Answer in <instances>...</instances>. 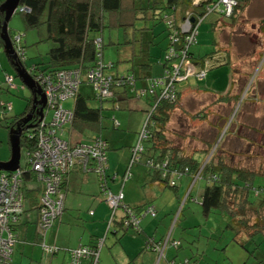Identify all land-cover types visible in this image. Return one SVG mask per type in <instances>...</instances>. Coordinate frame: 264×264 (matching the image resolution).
Returning <instances> with one entry per match:
<instances>
[{
  "label": "trees",
  "instance_id": "trees-1",
  "mask_svg": "<svg viewBox=\"0 0 264 264\" xmlns=\"http://www.w3.org/2000/svg\"><path fill=\"white\" fill-rule=\"evenodd\" d=\"M238 6L235 10V14L228 19H231L232 25L236 23L239 13H243L247 7V0H238ZM207 3L198 10H191V4L193 0H22L20 7L16 14H22L25 17V21L28 29H39L44 27L47 31V41L54 44L47 54V61L43 64H37L31 70L26 67L27 53L26 46L20 42L18 44L15 41V37L9 35L15 49L22 48L25 52V62L22 63L26 67L29 74L35 79L37 77L51 75L55 79L56 75L65 70H75L79 72V87L76 95L73 98H69L62 102V106L65 110L73 112V120L70 124L74 129L80 133L86 135L87 132L94 133L89 145L95 143L104 144L105 157L107 162V169L104 172L102 169L98 171L97 160L89 158L87 170L84 171L80 165L74 166L66 175L63 176L61 183V193L64 197V209L61 214L63 216L65 212V185L69 174L76 168H79L84 173H95L99 178V185L101 193L106 197L109 195L118 196L123 195L120 203V207H123L124 193L121 190L118 194H113L109 188L108 180V154L109 152L121 150L125 146L119 141L118 134L115 133L122 128V125L118 119V115L114 114L115 111L121 112L126 109L125 104L128 101L136 99L138 102L146 104V112H149L147 121L142 126L141 131L137 134V142L130 148V160L126 172L120 177L123 185L133 180V169L135 166L143 164L154 181L159 182L167 189L177 191L179 183L184 177H191V186L187 197V202L192 200V190L199 179L206 181V187L201 196L200 206L202 214L205 218L209 217L215 211H221L225 213L233 224L231 228L237 229L238 232H244L250 240L256 238L264 239V175L255 173L252 170L241 169L237 167H231L225 164L224 159L218 158L217 160H210L202 165L201 162L195 159V155L188 156L182 148L175 146V144L167 136V126L171 121L172 113L176 110V106L183 93L179 89V84L186 82L189 79L176 83L175 89L177 94V100L170 102L169 100H160L163 88L159 86L154 93L151 92V87L156 81H164L167 77V72L171 69L172 64H178L181 58L184 57L183 53L186 51V61H190L199 71L205 73L207 78V71L210 55L196 57L192 53V48L198 45L199 28L203 22L212 14L217 12L220 16L227 18L223 12L222 5L215 8L219 3V0H207ZM3 1H0V8ZM27 10V12L24 11ZM190 13V14H189ZM15 14V15H16ZM126 16L127 21L124 19ZM4 14L0 11V35L2 31V24L4 21ZM109 19V20H108ZM186 19H194V27H196V35L193 44H189L188 40L190 35H183L181 33L180 24L181 21ZM108 20V22H107ZM139 20H145L155 22L156 25L164 24L165 32L168 33V46L165 53V72L162 77L149 76L150 70L153 69L150 65V46L153 44L156 38L152 29L138 28L136 22ZM115 22L126 23L125 26L134 28V33L140 32L141 40L132 41L134 43H141L140 57L135 55L128 61L133 65L132 73H119L114 71L115 65L113 63L105 64L103 59L104 42L102 40V34L107 25L114 24ZM107 23V24H106ZM176 23V24H175ZM222 23V27L232 26ZM262 32L264 34V21L262 22ZM101 35V37H98ZM21 36V35H20ZM172 39H176V48L179 50L177 55L179 58L169 55L172 47ZM26 44V43H25ZM127 44V43H126ZM4 47L3 41L0 37V53L1 48ZM216 53V52H215ZM214 54V53H213ZM211 54V55H213ZM217 54V53H216ZM229 56V55H228ZM103 64L105 69L101 73V78L90 79V73H97L99 64ZM230 66L231 72L233 68L229 61L227 63H219L217 67ZM41 66H43L41 68ZM2 68V65L0 64ZM135 67L143 68V71L135 72ZM216 67V68H217ZM214 69V68H213ZM134 72V73H133ZM8 76V75H7ZM196 77V76H194ZM192 78V77H191ZM197 78V77H196ZM111 80L110 91L112 96H106L103 94L104 82ZM131 79V80H130ZM198 79V78H197ZM199 80V79H198ZM6 83L7 79H6ZM131 83V84H130ZM221 98H224L223 92ZM223 93V94H222ZM69 101H75L74 110L66 109V103ZM95 102V103H92ZM128 105V104H127ZM122 106H124L122 108ZM11 106L4 108L5 111ZM33 107V97L31 95L28 106L22 115L15 118L13 123L9 124L7 129H13L16 127V123L25 117ZM48 112L44 113V123L49 125L52 122L47 121ZM54 116V115H53ZM202 114L197 118L202 122ZM5 119V118H4ZM40 122V117L35 116L29 125L35 126L29 130L26 126H23L24 132L21 140L22 154L36 149L37 137L39 130L37 124ZM222 122L216 124L219 129H222ZM67 126V125H66ZM104 131L110 134L105 136ZM111 132V133H110ZM113 134V135H112ZM207 135H205L206 137ZM214 134H210L209 138H214ZM195 138V137H194ZM202 141L208 139L202 138ZM215 139V138H214ZM213 139V140H214ZM215 141V140H214ZM210 143L213 141H209ZM216 142V141H215ZM206 143L205 144H210ZM217 144V143H216ZM213 147V146H212ZM210 147H207L206 152H210ZM209 149V150H208ZM28 165V162H27ZM26 165V166H27ZM29 167V165H28ZM21 169L22 181L24 183L31 181H38L36 174L28 169ZM172 182L174 185H172ZM40 183V182H39ZM42 184V183H40ZM22 187V186H21ZM22 190V189H20ZM22 192V191H21ZM37 189H26L22 195V204L26 201V198L33 196ZM45 195L44 186L42 185V194L39 200V220L37 224V233L40 238V244L42 247V241L46 243L48 247L54 252L59 250L58 247L49 245L47 243V234L53 228L50 227L46 232H42L39 228L41 222V200ZM108 204V203H107ZM108 206H110L108 204ZM111 208V207H110ZM117 208V209H119ZM117 209L112 210V217L109 223H114V218ZM128 215L122 221V227L126 231H133L137 234H141V221L146 216H152L155 218L157 212L154 207L147 206L141 210L129 209ZM151 210L155 211V216L151 214ZM24 214L19 216L17 223L11 226L13 233L15 234L16 225L20 222V218ZM93 216V214H92ZM137 222L132 224L131 220ZM60 220V216L55 220ZM127 221V226L125 225ZM45 235V237H44ZM167 240L156 242L150 238L146 241V250H152L159 253V249L165 247L163 257H160L159 263L166 260V250L169 247L178 250L183 247L185 242L177 241L169 237ZM102 247L104 240H100L95 246H79L72 249L69 252V261L67 264H71L73 252L83 249H88L91 253L85 259H81V264H92L95 256H98L100 245ZM175 243H179L175 245ZM43 249V247H42ZM14 250V249H13ZM44 250V249H43ZM102 250V248H101ZM101 250L99 254V260L101 256ZM45 251V250H44ZM158 251V252H157ZM46 252V251H45ZM54 252L52 254H54ZM51 254V253H49ZM13 255V254H12ZM192 262H194L192 260ZM100 264V261L98 262ZM166 264H183L177 261H167Z\"/></svg>",
  "mask_w": 264,
  "mask_h": 264
},
{
  "label": "rangeland",
  "instance_id": "rangeland-1",
  "mask_svg": "<svg viewBox=\"0 0 264 264\" xmlns=\"http://www.w3.org/2000/svg\"><path fill=\"white\" fill-rule=\"evenodd\" d=\"M205 1L193 0L191 10L202 8L207 3ZM241 12L233 25L228 18L235 12L231 16H226L227 18L217 12L206 18L200 26L198 45L192 48V53L196 57L210 55L213 60L209 61L210 69L207 71L206 79L198 80L192 77L179 84L183 95L172 113L171 121L167 126V136L188 156L195 155L193 157L202 165L220 157L231 167L252 170L264 175V34L262 32L264 0H247L246 10ZM124 19L127 21L126 16ZM222 23L232 26L222 27ZM124 24L126 23H110L102 34L104 63H113L114 71L122 74L132 73L133 65L128 61L134 55L140 57L143 47L140 42L131 45L132 41H140L141 35L139 31L134 33L133 27ZM182 24L187 28L184 21H181L180 26ZM136 27L152 29L154 32L156 38L149 48L150 65L153 69L148 75L162 77L165 72V53L168 46L165 25L139 20L136 22ZM9 31L15 39L21 37L22 45L26 46L27 68L31 70L35 65L47 61V54L54 44L47 41L48 35L44 27L28 29L24 15L16 14L9 23ZM222 61L223 63L229 61L233 72L227 65L217 67ZM0 63L3 65V68L0 67V163H5L11 158V130L7 127L16 117L25 113L31 91L17 76L15 67L3 48L0 53ZM134 71L140 72L143 68L135 67ZM7 77L13 78L11 86L6 83ZM199 87L208 90L209 93H199ZM225 90L227 92L220 100L221 95L211 94ZM130 102L129 105L125 104L126 109L114 112L123 116H119L123 124L122 128L118 132L115 131L118 134L115 137L120 138L121 143H123L122 138L129 135L131 127L136 129L139 114L143 122L142 126L149 117L150 111L147 113L146 106H141L144 103L139 102L141 104L139 105L136 99ZM73 103L71 101L69 104L73 106ZM9 105L11 110L5 111L4 108ZM200 114L204 116L202 122L197 118ZM53 115L54 111H49L47 121H51ZM125 119L127 121H123ZM222 121V129H219L216 124ZM91 134L94 135L91 132H87L86 135L76 132L71 146L76 147L87 142L88 135ZM104 134L110 137L107 131H104ZM210 134H214L215 139H210ZM202 138L208 140L202 141ZM65 139L69 143L70 136L66 135ZM136 142L137 138L133 145ZM207 147H210V152H200ZM26 164L27 158L23 152L21 165ZM205 187L206 181L199 179L192 190V200L186 204L190 191L186 194L187 188L184 186L183 193H180L181 205H178L172 218V221L176 220L177 225L174 226L177 230L182 229L191 242V245L186 242V250L196 245L195 247L198 246L204 254L202 261L199 259L192 264L196 262L197 264H264L263 238L250 240L246 233L231 228L232 219L221 211H215L207 218L203 216L200 201ZM165 191L175 196L178 201L179 196L174 190L166 188Z\"/></svg>",
  "mask_w": 264,
  "mask_h": 264
},
{
  "label": "crops",
  "instance_id": "crops-1",
  "mask_svg": "<svg viewBox=\"0 0 264 264\" xmlns=\"http://www.w3.org/2000/svg\"><path fill=\"white\" fill-rule=\"evenodd\" d=\"M198 89L200 90L199 93L202 94L208 92V90H202L201 87ZM227 90L223 93H226ZM211 94L216 96L221 93ZM70 102L66 103L67 107L65 108L74 110L75 101H73V106L69 104ZM129 103L131 102L128 101L127 104L129 105ZM138 104L141 105L139 102ZM119 116H123L118 115V119L123 125ZM137 120L136 129L131 127L128 132L129 135L122 138L123 143L120 142L125 144V147L108 154L109 188L113 194H118L121 190L124 193L123 207L117 209L114 223H109L113 215L110 206L106 203V197L101 193L98 176L91 172L86 174L76 168L69 174L65 185V212L63 216H60V220L54 224L46 238L49 245L56 246L59 250L54 254H49L42 249L37 233L38 204L42 194V184L36 178L35 181L27 183L22 181L21 191L23 193L26 189L35 188L37 192H34L30 198H26L24 202V214L14 231L16 243L11 264H67L70 250L82 245L95 246L100 240H104L99 260L100 264H160L159 253L145 249L146 241L152 238L156 242H160L168 240L169 237L185 243L178 250L169 247L166 250V260L162 261L161 264H166L167 261L192 264V260L198 261L200 259L202 261L204 259V254L198 246L195 247L196 245H194L186 250L187 235L182 232V229L177 230L174 226L177 225L176 220L172 221L175 210L180 204L179 200L181 201L180 193H183L182 190L185 186L187 188L185 193L187 194L191 186V177H184L180 181L179 188L175 191L179 196L178 201L175 196L165 191L166 188L163 185L151 178L150 171L146 169L144 163L134 167L132 181L123 185L120 180L129 165L130 148L133 146L143 124L140 114ZM123 121H127V119ZM76 132L79 131L74 129L72 125H67L61 137L63 136L62 139L66 141L65 136L69 135V144L71 145ZM93 136V134L88 135L87 142L83 144H88ZM247 142L249 143V141ZM206 150L203 149L200 152H206ZM24 153L27 158V153L25 151ZM26 165H21L20 170L26 169L28 167ZM147 206L154 207L157 216L155 218L146 216L142 219L141 234L133 231L127 232L122 227V221L128 215L127 208L135 209L138 212V209L141 210ZM91 213H93V216ZM188 242L191 245V242Z\"/></svg>",
  "mask_w": 264,
  "mask_h": 264
},
{
  "label": "built area",
  "instance_id": "built-area-1",
  "mask_svg": "<svg viewBox=\"0 0 264 264\" xmlns=\"http://www.w3.org/2000/svg\"><path fill=\"white\" fill-rule=\"evenodd\" d=\"M204 1V0H203ZM207 1V0H206ZM205 1V2H206ZM238 0H219L218 5L223 7V12L231 16L237 7ZM196 3V1H195ZM27 12L26 9H24ZM196 11V9H195ZM190 14V13H189ZM194 19H186L185 23L187 28L180 26L183 35H190L188 40L189 44H193L196 27H194ZM172 47L169 52L170 56L179 58L177 55L178 49L176 48V39H172ZM15 41L18 44L21 42V37H17ZM15 48V47H14ZM21 63L25 62V52L23 47L15 49ZM184 57L181 58L178 64H172L171 69L167 72V77L164 81H156L152 84L151 92L154 93L156 89L161 86L163 88L160 100H169L175 102L177 100L176 83L185 81L191 77L196 76L199 80L205 78V73L199 71L190 61H186L187 53H183ZM105 69L103 64H99L97 73L91 72L90 79L95 77L101 78V73ZM79 72L75 70H65L59 72L55 79L53 76H40L35 78V81L42 87L44 94L47 98V111H54L52 122L49 125L44 123V120L37 126L39 130L37 137L36 149L27 153V162L29 169L32 170L38 177V182L42 183L45 190V195L41 200V222L39 228L42 232H46L52 227L55 220L61 216L64 209V197L61 193V183L63 176L67 174L74 166L81 165L87 170L89 158L97 160L98 171L102 169L104 172L107 169V162L105 157L104 144L95 143L78 144L72 147L68 142L62 139L61 135L64 132L66 125L70 124L73 120V112L67 111L63 108L62 102L73 98L79 87ZM131 80V79H130ZM104 82L103 94L112 96L110 91L111 80ZM7 82L11 86L13 78L7 77ZM131 84V83H130ZM11 110V107L9 108ZM22 171L16 173H1L0 174V264H11L13 249L15 247L16 238L11 226L18 222L19 216L23 213L21 184H22ZM172 185L174 183L172 182ZM123 195L118 196L109 195L107 203L111 208L117 209L120 206ZM93 213H91L92 215ZM151 214L155 216V211L151 210ZM131 223L137 224L135 219ZM127 226V221L125 223ZM45 237V235H44ZM168 240L166 241V245ZM179 243H175L178 245ZM42 247L47 253H53L51 247H48L42 241ZM102 243L100 245V250ZM95 256L92 264H98L99 254ZM165 247L159 249L160 257H163ZM91 255L88 249L78 250L73 252L71 264H81V259H85Z\"/></svg>",
  "mask_w": 264,
  "mask_h": 264
},
{
  "label": "water",
  "instance_id": "water-1",
  "mask_svg": "<svg viewBox=\"0 0 264 264\" xmlns=\"http://www.w3.org/2000/svg\"><path fill=\"white\" fill-rule=\"evenodd\" d=\"M21 1L22 0H5V2L2 3L0 11L4 14L5 18L1 26L2 31L0 37L4 44V52L12 65L15 67L17 76L22 80L23 85L31 91V95L33 97V107L25 117L16 123V127L11 129V158L5 163H0V174L16 173L20 170L22 160L21 140L24 132L23 126H26L27 130L35 127L29 125L30 122L35 116L40 117V122L43 121L45 118V109L47 108V98L42 87L35 81V79L20 62L9 35V23L17 13Z\"/></svg>",
  "mask_w": 264,
  "mask_h": 264
},
{
  "label": "clouds",
  "instance_id": "clouds-1",
  "mask_svg": "<svg viewBox=\"0 0 264 264\" xmlns=\"http://www.w3.org/2000/svg\"><path fill=\"white\" fill-rule=\"evenodd\" d=\"M45 112H46V109H45ZM42 122V121H41ZM20 171V170H19Z\"/></svg>",
  "mask_w": 264,
  "mask_h": 264
}]
</instances>
